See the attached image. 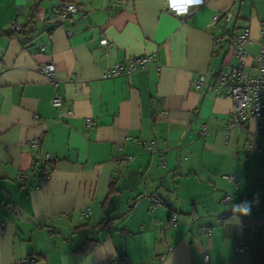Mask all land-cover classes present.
Here are the masks:
<instances>
[{
  "label": "crops",
  "instance_id": "crops-1",
  "mask_svg": "<svg viewBox=\"0 0 264 264\" xmlns=\"http://www.w3.org/2000/svg\"><path fill=\"white\" fill-rule=\"evenodd\" d=\"M65 3L77 13L56 17ZM193 3L181 19L168 0H0V264H264V117L230 128L224 92L208 77L190 86L240 63L257 74L264 0ZM144 56L145 69L104 78Z\"/></svg>",
  "mask_w": 264,
  "mask_h": 264
},
{
  "label": "built area",
  "instance_id": "built-area-1",
  "mask_svg": "<svg viewBox=\"0 0 264 264\" xmlns=\"http://www.w3.org/2000/svg\"><path fill=\"white\" fill-rule=\"evenodd\" d=\"M205 2V0H202ZM177 11H181L187 8L186 14L177 15L176 12L172 11L169 7L168 12L178 18L185 19L192 14V9L187 4H183L181 7L174 5ZM77 13V8L73 4H61L54 9V15L58 18L65 19ZM223 19L224 22L229 23L233 15L229 12L221 13L216 16V19ZM22 26L19 27L12 24V32H17L22 30ZM249 31L246 27L242 28L241 32L237 35H233L230 40V45L235 52V55L242 59L246 56V47L249 44ZM264 36V32H262ZM100 46L104 47L107 45L106 40L100 41ZM150 57H137L129 60L127 66H116L111 72H107L104 78H110L119 76L121 73L128 74L131 71L143 70L149 63ZM256 67L257 74L255 76H247L243 70V65L240 63L234 68H232L227 73H220L215 75H200L196 80L191 81L190 86L195 91H200L203 85L206 83L207 77L212 82V89L215 93L224 92L226 97H228L233 104L230 128L233 126L242 125L250 118H261L264 117V46H262L258 56L256 57ZM39 73L44 76L48 82L51 84L53 89V97L51 99V105L55 109H59L62 106V97L59 91V80L56 78L55 66L52 63H45L41 65L38 69ZM256 133L261 140L264 138V121L257 127ZM134 141V140H133ZM135 142V141H134ZM145 148L151 151L153 145L152 143L145 144ZM28 147L33 154H36L40 148V142L38 139H33L28 143ZM251 148L254 153H258L260 150L259 140L251 143ZM50 161L49 155L44 158V163L47 164ZM41 175L43 180H48L50 173L46 168L41 170ZM235 185H239V182L235 178H231ZM231 200L230 196L224 197L221 202L224 204L229 203ZM156 204V202H155ZM83 217V216H81ZM2 225V224H1ZM176 225L175 219H172L169 226L174 227ZM247 251V246L240 244L237 247V252L239 254H244ZM203 264H209V257L206 253L203 254ZM105 264H116L115 261H108Z\"/></svg>",
  "mask_w": 264,
  "mask_h": 264
},
{
  "label": "clouds",
  "instance_id": "clouds-1",
  "mask_svg": "<svg viewBox=\"0 0 264 264\" xmlns=\"http://www.w3.org/2000/svg\"><path fill=\"white\" fill-rule=\"evenodd\" d=\"M199 2V0H197V3ZM175 3V0H168V5L169 7L172 9V11L176 12L177 15H183V14H186L188 9L187 8H184L182 9L181 11H177L175 7H173V4ZM186 3L188 4V6H192L194 3H193V0H186ZM245 214H247V212H245Z\"/></svg>",
  "mask_w": 264,
  "mask_h": 264
},
{
  "label": "trees",
  "instance_id": "trees-1",
  "mask_svg": "<svg viewBox=\"0 0 264 264\" xmlns=\"http://www.w3.org/2000/svg\"><path fill=\"white\" fill-rule=\"evenodd\" d=\"M93 248H94V245L87 243V244H85V246L83 247V249H81L80 251H81L83 254H87V253H89Z\"/></svg>",
  "mask_w": 264,
  "mask_h": 264
},
{
  "label": "snow or ice",
  "instance_id": "snow-or-ice-1",
  "mask_svg": "<svg viewBox=\"0 0 264 264\" xmlns=\"http://www.w3.org/2000/svg\"><path fill=\"white\" fill-rule=\"evenodd\" d=\"M186 0H175V4L177 7H181L183 3H185Z\"/></svg>",
  "mask_w": 264,
  "mask_h": 264
},
{
  "label": "water",
  "instance_id": "water-1",
  "mask_svg": "<svg viewBox=\"0 0 264 264\" xmlns=\"http://www.w3.org/2000/svg\"><path fill=\"white\" fill-rule=\"evenodd\" d=\"M31 27H32V26H30L29 29H30ZM29 29L26 30V33H28V34H29V33H32V31H33V28H32V31H29Z\"/></svg>",
  "mask_w": 264,
  "mask_h": 264
}]
</instances>
